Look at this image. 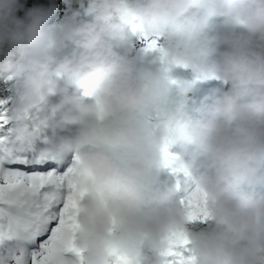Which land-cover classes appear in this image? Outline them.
<instances>
[{
	"label": "clouds",
	"instance_id": "9594fccd",
	"mask_svg": "<svg viewBox=\"0 0 264 264\" xmlns=\"http://www.w3.org/2000/svg\"><path fill=\"white\" fill-rule=\"evenodd\" d=\"M141 36L159 39L163 64ZM0 80L15 116L40 113L42 155L71 162L85 264H112V250L159 264L149 254L172 228L198 264H264V0H89L62 17L0 0ZM166 145L207 194V227H187L188 182L162 179Z\"/></svg>",
	"mask_w": 264,
	"mask_h": 264
},
{
	"label": "snow or ice",
	"instance_id": "6c2138e0",
	"mask_svg": "<svg viewBox=\"0 0 264 264\" xmlns=\"http://www.w3.org/2000/svg\"><path fill=\"white\" fill-rule=\"evenodd\" d=\"M144 56L155 54L163 64L165 50L159 39L136 37ZM175 82V81H173ZM16 87L0 83V264H85L77 247L79 204L70 179L71 162H60L42 155L47 146L46 125L40 113L14 115ZM22 120V122H21ZM163 166L173 174L183 172L176 166L177 156L169 146L162 150ZM180 189V181H177ZM54 190L63 192L57 198ZM186 222L210 219L207 194L188 191L180 200ZM114 231V229H113ZM166 246L150 256L159 264H198V257L184 229L172 228ZM112 264H140L139 259L110 252Z\"/></svg>",
	"mask_w": 264,
	"mask_h": 264
},
{
	"label": "trees",
	"instance_id": "16d2710c",
	"mask_svg": "<svg viewBox=\"0 0 264 264\" xmlns=\"http://www.w3.org/2000/svg\"><path fill=\"white\" fill-rule=\"evenodd\" d=\"M22 3H24L25 8H30L33 6H50L51 4H55L57 8V15L59 17H62L66 12H69L70 10H79L82 14L84 10L87 8L89 4V0H22ZM18 15H23V12L21 11L18 13ZM82 19H91V17H85L82 15ZM3 80H0V83H2ZM207 222H193L188 223L187 227L189 229L198 230L200 228L207 227Z\"/></svg>",
	"mask_w": 264,
	"mask_h": 264
},
{
	"label": "bare ground",
	"instance_id": "6f19581e",
	"mask_svg": "<svg viewBox=\"0 0 264 264\" xmlns=\"http://www.w3.org/2000/svg\"><path fill=\"white\" fill-rule=\"evenodd\" d=\"M188 73L185 71V70H183V69H178L177 70V73H176V75H178V76H186ZM209 87H213V86H209V85H207V84H205V85H203L202 87H201V89L200 90H198V91H194L193 93H191L190 95L192 96V97H194V96H196L197 95V93L198 92H200V91H206L207 90V88H209ZM170 151H174V149H170ZM180 181V189L178 190V191H180V192H183V188H184V185H185V181H187L188 182V184H189V191L192 189V184H191V180H190V178L189 177H186L185 175H184V173L183 172H180V173H176V174H173L172 173V177H171V180H170V185H175L176 187H177V181Z\"/></svg>",
	"mask_w": 264,
	"mask_h": 264
},
{
	"label": "rangeland",
	"instance_id": "374dc122",
	"mask_svg": "<svg viewBox=\"0 0 264 264\" xmlns=\"http://www.w3.org/2000/svg\"><path fill=\"white\" fill-rule=\"evenodd\" d=\"M134 43L138 44L136 41H134ZM216 83H217V82L213 81V82L208 83L207 85H209V86H214V84L216 85ZM203 93H204V91L202 90V91L198 92L197 95L194 96L193 98H195V99H199V97L202 96Z\"/></svg>",
	"mask_w": 264,
	"mask_h": 264
},
{
	"label": "water",
	"instance_id": "95a60500",
	"mask_svg": "<svg viewBox=\"0 0 264 264\" xmlns=\"http://www.w3.org/2000/svg\"><path fill=\"white\" fill-rule=\"evenodd\" d=\"M145 58H146V60H152V61H155L156 63H159V60L157 59L155 54L145 56Z\"/></svg>",
	"mask_w": 264,
	"mask_h": 264
}]
</instances>
